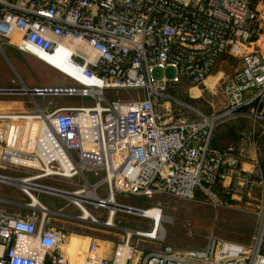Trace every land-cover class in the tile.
<instances>
[{
	"label": "built area",
	"instance_id": "obj_1",
	"mask_svg": "<svg viewBox=\"0 0 264 264\" xmlns=\"http://www.w3.org/2000/svg\"><path fill=\"white\" fill-rule=\"evenodd\" d=\"M0 44L29 54L69 51V60L89 81L61 88L28 87L22 81L20 89L0 87V95H28L36 108L0 110L4 161L16 162L20 155L36 160L32 168L39 173L24 177L30 181L78 177L83 185H95L94 198L81 203L102 209L103 221L89 210L100 222L114 220L118 211L150 221L148 229L120 227L124 236L107 257L90 240L81 264H264V0H0ZM223 56L238 66L220 86L221 109L201 111L171 92L201 85ZM155 69H171L172 75L156 78ZM107 88L136 95L109 100ZM44 95L88 97L92 104L42 106L34 97ZM172 102L194 118L174 112ZM236 118L248 120L247 139L225 148L213 145L216 126ZM16 119L38 122L37 134L26 138L32 149L11 144L17 129L10 122ZM86 172L103 175L90 183ZM101 184L104 197L97 192ZM40 185L51 195L68 191ZM216 188L231 201L260 188L263 207L254 243L211 236L201 247L161 243L144 253L148 248L139 239L163 242L154 218L142 215L149 208L161 213L159 205L116 200L117 194L192 199L203 192L220 202ZM28 203L22 204L25 209L0 208V264H66L63 247L72 233L53 220L65 213ZM72 203L80 211L73 217L81 219V208Z\"/></svg>",
	"mask_w": 264,
	"mask_h": 264
},
{
	"label": "rangeland",
	"instance_id": "obj_2",
	"mask_svg": "<svg viewBox=\"0 0 264 264\" xmlns=\"http://www.w3.org/2000/svg\"><path fill=\"white\" fill-rule=\"evenodd\" d=\"M0 87H10L20 89L21 83L27 86L52 88V87H68L77 86V82L68 74L58 70L48 61L41 58L37 52L30 50V53L20 51L10 44H3L0 46ZM20 57L22 61L13 66L11 58ZM9 60L10 66L7 62ZM238 66L236 59L226 56L221 57L215 66L212 73L205 79V81L197 87H176L171 90L173 94L180 100H183L195 108L204 111L212 112L222 108L224 101L220 94V86L226 77L233 72ZM19 75L17 78L16 75ZM153 76L158 78L161 76H171L172 70L155 69ZM9 76L12 81L9 82ZM9 85V86H8ZM104 95L107 99H127L136 95L134 90H120L107 88L104 89ZM0 110L9 111L13 114L21 111L35 112L36 108L32 103V99L25 94H8L0 95ZM34 99L42 106L46 104L56 105H91L92 100L88 97L66 95H44L35 96ZM4 100V101H3ZM158 112L162 113L161 107H158ZM172 110L174 112H181L182 117L194 118V113L186 109H179L172 102ZM179 116V115H178ZM10 123L17 129L15 134V141L11 142L16 149H32V142L28 144L26 138L38 132V122L31 119H16ZM27 126V128H26ZM30 130V133H29ZM31 134V135H29ZM216 134H218L216 136ZM249 135V124L246 118H236L225 122H221L215 128L213 140L217 141V145L221 143H228V145H235L242 140H246ZM216 136V137H215ZM212 140V143H213ZM230 145V146H231ZM218 148H223V146ZM27 157V156H24ZM28 159H17L21 163ZM4 161L0 154V208L6 210L25 209L23 203L30 202L29 197L23 192L24 188L20 186V182L15 183L12 180L24 179V177L35 176L39 173L36 164L30 163V166L22 165L19 162ZM24 161V162H23ZM36 165V166H35ZM248 168V164L244 165ZM102 172L89 173L86 172L85 176L90 183H95L102 177ZM29 182L34 184H46L61 189H66L69 192L82 188L83 181L74 177L67 179L58 176L40 177L35 178ZM46 190H31L33 195L43 203L42 196H50L53 202L49 205V209L53 211L64 212L65 214L54 216L53 220L59 224L65 225L69 233H72L69 238L74 234L79 238L75 241L80 247L78 252L71 251V256H81L78 262L81 264L87 244L90 240H94L100 245L98 252L103 254V251L109 246V242H115L124 236V231L120 228H140L148 229L150 221L146 218L132 215L123 211H118L113 220L114 227L104 225L103 222L97 223L87 219H77L73 215L79 214L80 211L71 199L63 196L51 195L43 193ZM220 202H216L208 194L197 192L192 199H178L169 195H155L151 198L144 196L123 195L117 194L116 200L119 203L133 205L137 207H147L158 204L161 210V215L165 217L162 220V232L160 227V234H164L163 242H151L146 239H139L143 245L147 246V250L157 246L161 243H168L175 248H196L201 247L209 237H217L223 240L236 242L242 245H249L254 243L255 237L258 234V227L260 223V212L263 207V199L261 197L260 188L254 189L249 196L244 197L240 201H231L224 194H221L218 189H214ZM65 192V191H64ZM99 196L106 195L105 185L101 184L97 188ZM60 193V192H58ZM86 207L98 215L103 221L104 211L102 209H94L92 205ZM112 224V225H113ZM157 229L156 231H158ZM261 233V234H260ZM261 250L264 252V227L260 232ZM68 238V239H69ZM132 239L137 240L136 237ZM83 240V241H82ZM70 241V243H71ZM68 242V241H67ZM66 242V243H67ZM65 243V245H66ZM75 244V247L77 246ZM63 247L64 255L68 264H74L73 258L67 254V247ZM74 246V245H73Z\"/></svg>",
	"mask_w": 264,
	"mask_h": 264
},
{
	"label": "bare ground",
	"instance_id": "obj_3",
	"mask_svg": "<svg viewBox=\"0 0 264 264\" xmlns=\"http://www.w3.org/2000/svg\"><path fill=\"white\" fill-rule=\"evenodd\" d=\"M8 40H9V38H8ZM0 46H1V44H0ZM33 51L37 52V54L41 58H43L44 60L48 61L51 65H53L58 70H60L61 68L64 69V70H69L70 73H71V74H69V76L71 78H73L74 80H76L77 82H80V83H89L88 79L85 78V76H84V74L82 72L81 66H77L76 64L72 63L69 60V58H68L69 57L68 56L69 51H63L61 53H56L55 55H52V56H49L47 54H44V53H42V52H40L38 50H33ZM60 71H62V70H60ZM26 128H27V126H26ZM40 129L42 130V132L40 133V135L44 137L46 135V133H45V130L43 129V125H40ZM29 133H30V130H29ZM31 142H32V140H31ZM13 157H15V156H12L11 158L13 159ZM16 158L17 159H28V161L25 160V162H28V164H30V163L36 164V162L34 161V159L33 158H30V157H24L23 155H20V156L15 157L14 159H16ZM11 181H13L15 183L20 182V186L24 188V192L29 195L30 202L27 205L32 206V207H41L42 205H44L43 203H41L40 201H38V199L31 192V190H43L44 189L43 186L29 182V178H24V179H20V180H12L11 179ZM94 188H95V185L85 184V185L82 186L81 189H78V190H75V191H71V192H69V191H66V192L62 191L60 193H64L65 197H67L68 199H71V200L73 199L72 202L74 201L75 203H77V205L82 210L81 211V214H80V218L81 219H87L89 221H93V222L100 223V221H98L95 217H93V214H91V212L89 211V209H87L81 203L82 200H88V199L94 198V194H93ZM142 212L143 211H139L140 214ZM142 215L152 216L154 218V221L156 222L155 231L157 229H159L158 231H160V227H161V232H162V223L161 222H162V220L165 219V217L162 216L158 212V210H155V209H152V208L145 209V211L143 212ZM102 224L112 225L113 224L112 217L110 216ZM67 241L68 242L65 245V247H67V250H66L67 251V254L70 257L73 258L74 264H79L78 262L81 260V256H76V255H72L71 256V251H70L71 249L70 248H72L73 241H71L70 238ZM70 241H71V243H70ZM66 264H68L67 261H66Z\"/></svg>",
	"mask_w": 264,
	"mask_h": 264
},
{
	"label": "crops",
	"instance_id": "obj_4",
	"mask_svg": "<svg viewBox=\"0 0 264 264\" xmlns=\"http://www.w3.org/2000/svg\"><path fill=\"white\" fill-rule=\"evenodd\" d=\"M1 48V47H0ZM11 62H13L14 63V65L13 66H15V65H17L18 64V61L20 62V61H22L21 59H20V57H13V58H11V60H10ZM7 62H8V64H9V60H7ZM9 67L11 68V69H13L12 68V66H10V64H9ZM60 70H62L65 74H71L70 73V71L69 70H64V69H60ZM17 76V78H19L20 79V77H18L19 75L17 74L16 75ZM13 79H12V77H10L9 76V82L8 83H10L11 81H12ZM9 86V85H8ZM28 87H34V86H28ZM4 101V100H3ZM0 102H2V99L0 100ZM63 105H65V104H63ZM228 144H229V142H228ZM213 145H215V146H219V145H217L216 143H215V141L213 142ZM221 146V145H220ZM219 146V147H220ZM222 147V146H221ZM42 199H43V204L47 207H49V205H51V203L53 202L52 200H50V199H52L50 196H47V195H44V196H42ZM81 238V236L78 238L75 234L73 235V236H71V239L73 240V245H72V248H70L71 250L70 251H73V252H78L79 250V248L80 247H78L79 246V244H76L75 243V241L76 240H78L79 241V239ZM83 241V240H82ZM75 244L77 245L76 247H75ZM112 245H113V242H109V246H107V249L106 250H104L103 251V256H105V257H107V256H109L110 255V249H111V247H112Z\"/></svg>",
	"mask_w": 264,
	"mask_h": 264
},
{
	"label": "trees",
	"instance_id": "obj_5",
	"mask_svg": "<svg viewBox=\"0 0 264 264\" xmlns=\"http://www.w3.org/2000/svg\"><path fill=\"white\" fill-rule=\"evenodd\" d=\"M217 135H218V134H216V136H217ZM216 136H215V137H216ZM233 141H234V140H231L230 142H233ZM213 142H214V140H213ZM230 142H229V143H230ZM215 143L217 144V141H216V140H215ZM221 144H222L221 146H223V148H225V147H227V144H228V143H226V144H225V143H224V144L221 143ZM232 144H234V142H233ZM230 145H231V144H230ZM228 146H229V145H228Z\"/></svg>",
	"mask_w": 264,
	"mask_h": 264
}]
</instances>
